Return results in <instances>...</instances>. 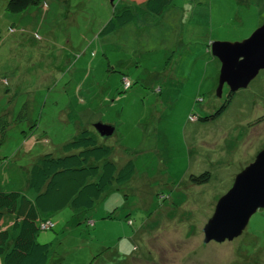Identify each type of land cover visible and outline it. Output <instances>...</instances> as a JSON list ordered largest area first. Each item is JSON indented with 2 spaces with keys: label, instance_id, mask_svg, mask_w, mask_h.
<instances>
[{
  "label": "rangeland",
  "instance_id": "rangeland-1",
  "mask_svg": "<svg viewBox=\"0 0 264 264\" xmlns=\"http://www.w3.org/2000/svg\"><path fill=\"white\" fill-rule=\"evenodd\" d=\"M7 2L0 191L32 196L33 162L81 129L110 147L118 166L134 164L131 180L109 188L93 210L50 215L53 229L37 240L51 244V257L92 263L110 246L134 254L131 264H264V209L234 240L203 244L217 201L264 149V71L216 116L227 94L216 96L220 64L210 44L247 39L264 25V0H174L157 18L136 8L130 24L108 34L103 28L128 1L44 0L18 14ZM98 123L113 134L101 136ZM203 172L208 183L189 181ZM12 239L9 229L8 250Z\"/></svg>",
  "mask_w": 264,
  "mask_h": 264
},
{
  "label": "trees",
  "instance_id": "trees-1",
  "mask_svg": "<svg viewBox=\"0 0 264 264\" xmlns=\"http://www.w3.org/2000/svg\"><path fill=\"white\" fill-rule=\"evenodd\" d=\"M126 1L132 6H125L114 13L102 33H112L117 28L130 24L134 20L136 8L157 18L174 0ZM43 2L44 0H8L6 10L18 14ZM228 94L223 106L216 110V116L233 99V94ZM4 116L7 115L0 117V123L5 131L8 119H3ZM208 118L198 120L207 121ZM111 155L112 149L99 144L90 129H81L73 139L60 146L58 153H44L33 162L28 170V188L33 192L32 196L20 191H0L2 264H57V255L51 257V244L38 242V235L41 231L53 229L50 215L66 207L75 212H89L109 188L131 180L134 174L132 160L118 166L112 161ZM209 180V172L189 178L196 185L208 183ZM47 223L52 226L43 230L42 225ZM9 229L13 233V239L8 250Z\"/></svg>",
  "mask_w": 264,
  "mask_h": 264
},
{
  "label": "water",
  "instance_id": "water-1",
  "mask_svg": "<svg viewBox=\"0 0 264 264\" xmlns=\"http://www.w3.org/2000/svg\"><path fill=\"white\" fill-rule=\"evenodd\" d=\"M113 5L115 0H107ZM210 54L220 64L216 96L223 88L235 93L247 88L260 71H264V25L247 39L236 43L214 42ZM95 129L101 136H110L114 128L98 123ZM264 209V149L254 161L238 173L231 188L216 203L213 215L203 228V244L223 243L239 237L251 217Z\"/></svg>",
  "mask_w": 264,
  "mask_h": 264
},
{
  "label": "crops",
  "instance_id": "crops-1",
  "mask_svg": "<svg viewBox=\"0 0 264 264\" xmlns=\"http://www.w3.org/2000/svg\"><path fill=\"white\" fill-rule=\"evenodd\" d=\"M104 250L98 255L96 258L92 259V263L89 262H82L83 264H131V260L134 259V254H129L128 252H123V250H119L115 247L110 246H101ZM57 264H62L65 260L63 256L57 255ZM1 259V257H0ZM85 261V259H83ZM1 262V260H0ZM65 264H68L67 262ZM132 264H142L138 260Z\"/></svg>",
  "mask_w": 264,
  "mask_h": 264
},
{
  "label": "built area",
  "instance_id": "built-area-1",
  "mask_svg": "<svg viewBox=\"0 0 264 264\" xmlns=\"http://www.w3.org/2000/svg\"><path fill=\"white\" fill-rule=\"evenodd\" d=\"M51 226H52V224H48V223H47V224L42 225V228L45 229V228H48V227H51Z\"/></svg>",
  "mask_w": 264,
  "mask_h": 264
},
{
  "label": "flooded vegetation",
  "instance_id": "flooded-vegetation-1",
  "mask_svg": "<svg viewBox=\"0 0 264 264\" xmlns=\"http://www.w3.org/2000/svg\"><path fill=\"white\" fill-rule=\"evenodd\" d=\"M224 88H225V90H226V94H227V90H228V88H227L226 86H224ZM224 88H223V89H224ZM235 93H236V92H235ZM235 93H232V92H231V93H229V94H231V95L233 94V96H234ZM229 94H228V95H229Z\"/></svg>",
  "mask_w": 264,
  "mask_h": 264
}]
</instances>
